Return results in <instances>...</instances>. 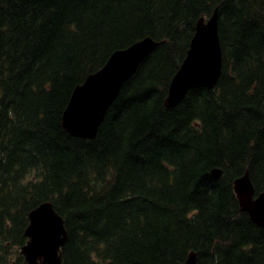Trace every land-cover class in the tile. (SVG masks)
<instances>
[{"label":"trees","instance_id":"16d2710c","mask_svg":"<svg viewBox=\"0 0 264 264\" xmlns=\"http://www.w3.org/2000/svg\"><path fill=\"white\" fill-rule=\"evenodd\" d=\"M217 6L220 73L170 108L195 21ZM157 45L95 136L64 131L72 88L117 49ZM220 169L218 178L209 170ZM264 189V0H0V264H26L27 212L49 200L62 264H264V225L238 207Z\"/></svg>","mask_w":264,"mask_h":264},{"label":"water","instance_id":"95a60500","mask_svg":"<svg viewBox=\"0 0 264 264\" xmlns=\"http://www.w3.org/2000/svg\"><path fill=\"white\" fill-rule=\"evenodd\" d=\"M217 6L207 17H199L193 26L187 49L171 75L163 98L165 108L173 107L186 92L196 86L212 88L220 73V47L217 36ZM157 45L144 36L130 45L112 51L104 63L76 84L60 115L64 131L82 139H92L121 84L133 73L139 62ZM218 178L220 169L209 170ZM232 190L238 207L257 226L264 225V189L254 195L247 170L234 178ZM23 230L25 242L18 252L26 264H62L60 248L66 231L63 220L45 200L30 209ZM195 252L189 250L182 262L196 264Z\"/></svg>","mask_w":264,"mask_h":264}]
</instances>
